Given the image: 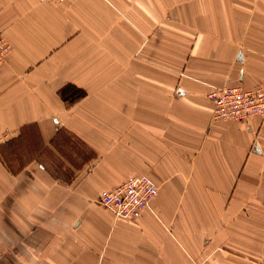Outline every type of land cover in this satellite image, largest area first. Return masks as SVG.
Here are the masks:
<instances>
[{
  "label": "crops",
  "instance_id": "1",
  "mask_svg": "<svg viewBox=\"0 0 264 264\" xmlns=\"http://www.w3.org/2000/svg\"><path fill=\"white\" fill-rule=\"evenodd\" d=\"M0 28V264H264V114L206 96L264 80V0H0ZM129 174L157 192L116 217Z\"/></svg>",
  "mask_w": 264,
  "mask_h": 264
},
{
  "label": "built area",
  "instance_id": "2",
  "mask_svg": "<svg viewBox=\"0 0 264 264\" xmlns=\"http://www.w3.org/2000/svg\"><path fill=\"white\" fill-rule=\"evenodd\" d=\"M62 1V0H48ZM10 50V43L0 28V62ZM211 102V117L246 121L264 114V80L251 87L239 84L213 86L206 93ZM157 186L147 174H129L110 187L99 190L96 202L114 216L134 218L149 205Z\"/></svg>",
  "mask_w": 264,
  "mask_h": 264
},
{
  "label": "rangeland",
  "instance_id": "3",
  "mask_svg": "<svg viewBox=\"0 0 264 264\" xmlns=\"http://www.w3.org/2000/svg\"><path fill=\"white\" fill-rule=\"evenodd\" d=\"M65 89L69 90L70 95L72 94V93H71L72 90H73V93H74V94H75V93H76V94H78V93H79V94H82V93H83L82 89H79V88H77V87H74V88H73V87H68V86H67V87H65ZM70 99H71V98H70Z\"/></svg>",
  "mask_w": 264,
  "mask_h": 264
},
{
  "label": "trees",
  "instance_id": "4",
  "mask_svg": "<svg viewBox=\"0 0 264 264\" xmlns=\"http://www.w3.org/2000/svg\"><path fill=\"white\" fill-rule=\"evenodd\" d=\"M68 87H70V86H68Z\"/></svg>",
  "mask_w": 264,
  "mask_h": 264
}]
</instances>
